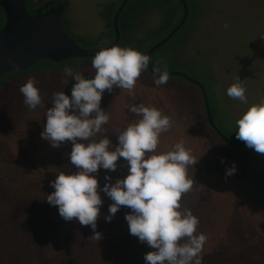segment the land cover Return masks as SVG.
I'll use <instances>...</instances> for the list:
<instances>
[{
  "label": "rangeland",
  "instance_id": "rangeland-1",
  "mask_svg": "<svg viewBox=\"0 0 264 264\" xmlns=\"http://www.w3.org/2000/svg\"><path fill=\"white\" fill-rule=\"evenodd\" d=\"M51 1L31 0L29 12H42ZM55 1L67 35L80 48L100 51L115 42L108 22L113 10L106 6L115 3L118 10L124 0ZM187 2L196 7V19L186 23L169 47L158 50L154 63L169 74L186 73L202 83L217 122H228L236 138L235 121L249 106L264 100V0ZM163 23L162 13L143 16L133 39L150 38ZM162 38L151 37L154 43ZM41 72L40 77L29 78L36 81L42 98L36 109L24 104L21 86L0 103V264H146L144 255L155 249L130 234L125 219L130 208L122 206L111 221L105 219L112 200L103 191L95 229L101 233L100 240L90 239L91 226H82L76 219L75 226L68 223L58 206L47 202L55 191L50 182L61 172L78 171L67 163L70 143L54 148L41 136L53 94L64 91L71 96L76 81L65 73H47L44 68ZM75 72L85 78L95 75L89 67ZM143 73L151 81L156 78L146 70ZM143 79L141 75L137 80L132 96L115 87L103 93L101 108L110 119L93 140L106 135L117 145L118 134L140 118L129 111L133 104L152 106L169 116L172 127L161 134L157 152L171 151L182 140L198 161L188 167L193 187L180 203L182 211L191 210L198 218L196 234L207 236L201 263L264 264V164L249 147H212L211 140H217L206 126L203 98L195 87L176 80L182 88L165 90ZM237 79L246 90L247 104L227 95ZM233 165L236 171L226 175ZM127 174V162L120 158L116 171L100 168L93 175L102 189L108 183L105 176L114 184Z\"/></svg>",
  "mask_w": 264,
  "mask_h": 264
},
{
  "label": "clouds",
  "instance_id": "clouds-1",
  "mask_svg": "<svg viewBox=\"0 0 264 264\" xmlns=\"http://www.w3.org/2000/svg\"><path fill=\"white\" fill-rule=\"evenodd\" d=\"M118 45L101 48L95 54L92 78H85L68 66L64 68L65 74L76 83L72 86L71 96L64 91L53 94L41 136L54 148L70 143L69 162L78 171L59 173L50 182L55 191L46 200L58 206L64 220L76 219L82 226H91L94 235L90 239L100 240L101 233L95 229L103 204L100 192L103 191L112 200L110 215L105 219L111 221L122 206L130 208L131 212L125 215L130 234L155 249L144 255L146 264H201L200 253L207 236L196 234L198 218L191 210L182 211L180 203L182 196L193 187L194 181L187 175L188 167L198 161L182 140L171 151L157 152L161 134L172 127L171 118L155 107L133 104L129 111L140 118L118 134L117 145L113 146L106 135L98 142L93 140L110 119L101 108L103 93H111L115 87L134 95L137 80L150 63V56ZM154 76L157 86L167 84L169 80L166 68L163 71L154 68ZM35 85L36 81L29 79L19 89L24 104L33 110L42 102ZM245 91L237 79L227 88V95L247 104ZM235 124L236 138L264 154V100L249 106ZM120 158L127 162V176L117 179L114 184L111 177L105 176L108 183L101 189L93 174L100 168L116 171ZM235 171L233 165L226 175Z\"/></svg>",
  "mask_w": 264,
  "mask_h": 264
},
{
  "label": "trees",
  "instance_id": "trees-1",
  "mask_svg": "<svg viewBox=\"0 0 264 264\" xmlns=\"http://www.w3.org/2000/svg\"><path fill=\"white\" fill-rule=\"evenodd\" d=\"M1 1L2 0H0V2ZM25 2H26V7H27L28 12H29V9L33 10V5L31 3V0H25ZM184 3L186 4V6L188 8V17H187L186 22L184 23V26H185L188 21H190L192 19H196V7H194V5L188 3L187 0H184ZM114 5H115V3L110 4V5L106 6V9L112 8L110 10L111 11L113 10V14H112V16H109L108 22H109V28L112 30L111 34L115 39V34H114L115 31L113 28L114 27V17L116 15V13L118 12V10L120 9L121 5H119L118 10H117V8L114 9L115 8ZM51 7L56 8L58 13L60 12L58 10L57 2L55 0H53L47 4L44 11H42V12L33 11L34 12L33 14H31V12H29V15L33 16V17L42 16V15L46 14ZM157 12L162 13V15L164 16V23L161 27H158L153 31L150 38L148 36L147 37L144 36L141 39H136V38L133 39V37H130L131 35L135 34V32L137 31L139 22L143 16H146L147 14L157 13ZM184 16H185V7H184V4L180 0H130L127 3V5L125 6V8L123 9V11L119 17L118 26H119V32H120L119 37L121 39V42L118 46H120V47H131L135 50H138L139 52H141L143 54L148 55V53L156 45L161 43V41L166 40V38L170 34H172V32L175 31L180 26V24L183 22ZM59 17L61 19L62 24H64V22L62 21L61 13H59ZM5 24H6L5 13L0 8V31L3 30ZM136 25H137V27H136ZM184 26L175 35H173L172 38L166 44L160 46L159 48L155 49L152 52L151 57H150L152 70H150L148 68L146 70L147 73L154 76V68L157 67L154 63V57H155L156 53L160 49H166L167 47H169L170 43H172L173 40L176 39V37L178 35H180V32L183 30ZM161 36H163V38L159 42H156V43H154L155 40L151 39V37H161ZM65 66L72 68L74 72L75 71H81L83 68H86V67L93 68L92 67V59H79V60L71 59V60H66V61H62V62H54V61H50V60H48V61L45 60V61L40 62L38 65H36L35 67H33L31 69L7 73L4 75L3 78L0 79V103L2 102V100H4L6 97H8V94H12L17 89V87L25 84L29 80V78L34 77V76L40 77L41 75H43V73L41 72L43 68L47 71V73H49V72L65 73L64 72ZM174 70L181 72L177 68ZM141 75L144 77L143 80L147 79L146 82L150 86L160 87V88L164 87L165 90L175 89L178 91V88H180V87L182 88V86H180V84L176 83L175 81L180 80L184 83L186 82L188 85L195 87L196 90L198 91V93H200V95L202 96L201 98H203V94H202L200 87L195 85L194 83H191L186 77H183V76H188L189 78L193 79L194 81H196L198 83H200V82L196 78H193L186 73L185 74H183V73H177V74L170 73L169 74V80H168L167 84L159 85V86H157L155 83H153L154 81H151L149 78L144 76L143 72ZM171 75H173V76H171ZM174 82L176 83L175 85L173 84ZM200 84L203 85L202 83H200ZM206 91L208 94L207 89H206ZM197 96L198 95H196V97ZM193 98H195V97H193ZM208 98H209V95H208ZM202 103H203V107H204L203 113H204L206 126H207V128H209V131H211V134L213 135V137H215V139L217 140V141L211 140L210 143H211L212 147L217 149V148H220L219 145H221V146H227L230 148L231 147L232 148H244V147L247 148V146L244 142L233 137L232 133L229 131V128H228L229 123L228 122H226V124H224V125L220 122H217L216 114L214 113L212 106H211V103L209 101L210 109H211V118H212V122H213V127H212L211 124L209 123V119H208V116L206 113L204 99H202ZM200 126H202L201 122H200ZM240 144H244V145L242 146ZM252 152L254 153L255 156H257L260 163L264 164V154H259L254 150ZM67 163L68 164L70 163L69 158H67ZM67 222L74 225L76 221H74V219H73V220L67 221ZM201 264H204V263H201Z\"/></svg>",
  "mask_w": 264,
  "mask_h": 264
},
{
  "label": "water",
  "instance_id": "water-1",
  "mask_svg": "<svg viewBox=\"0 0 264 264\" xmlns=\"http://www.w3.org/2000/svg\"><path fill=\"white\" fill-rule=\"evenodd\" d=\"M129 1L123 2L114 17L115 42L109 47L117 46L120 43L119 17ZM180 1L185 7L183 22L166 40L156 45L148 53V56L151 57L155 49L166 44L184 26L188 17V8L184 0ZM0 8L6 17V24L0 31V79L7 73L31 69L45 60L62 62L71 59H93L98 52L83 50L67 35L59 13L54 7L38 17L29 15L25 0H2ZM148 68L152 70L151 60ZM183 77L200 87L209 123L213 127L210 103L205 87L188 76Z\"/></svg>",
  "mask_w": 264,
  "mask_h": 264
},
{
  "label": "flooded vegetation",
  "instance_id": "flooded-vegetation-1",
  "mask_svg": "<svg viewBox=\"0 0 264 264\" xmlns=\"http://www.w3.org/2000/svg\"><path fill=\"white\" fill-rule=\"evenodd\" d=\"M130 37H133V35H131Z\"/></svg>",
  "mask_w": 264,
  "mask_h": 264
}]
</instances>
